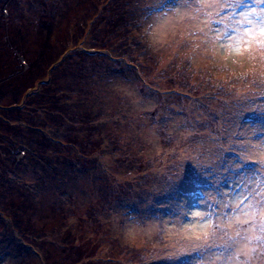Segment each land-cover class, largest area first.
Returning <instances> with one entry per match:
<instances>
[{"label": "rangeland", "instance_id": "1", "mask_svg": "<svg viewBox=\"0 0 264 264\" xmlns=\"http://www.w3.org/2000/svg\"><path fill=\"white\" fill-rule=\"evenodd\" d=\"M185 11L183 0H0V264H173L201 201L219 213L218 247L193 264H241L216 259L220 237L247 227L227 226L236 177L223 162L259 156L264 96L238 78L251 64L222 70V53L194 50L199 33L182 42L206 18ZM18 84L42 110L18 105Z\"/></svg>", "mask_w": 264, "mask_h": 264}, {"label": "snow or ice", "instance_id": "2", "mask_svg": "<svg viewBox=\"0 0 264 264\" xmlns=\"http://www.w3.org/2000/svg\"><path fill=\"white\" fill-rule=\"evenodd\" d=\"M167 7L166 3H161L158 10L163 11ZM183 8L187 11L181 19L196 21L200 13H204L206 18L186 33L182 42L187 44L199 33L201 41L195 44L194 50L203 46L205 49L211 48L214 56L222 53V70L228 68L229 61L241 67L245 63L251 64L249 71L240 73L238 78H251L253 88L264 96V0H183ZM242 99L252 102L249 96ZM252 111L254 115L255 110ZM258 151L260 154L254 161L245 154L238 161L223 162L228 164L236 177L233 181L234 206H230L231 202L220 206L230 208V212L225 214L227 226L232 227L235 221L247 227L227 239L220 237L223 252L216 259L229 254V260L239 257L241 264H249L253 253L257 259L264 257V145L258 146ZM181 179L183 177L179 174L173 177L174 181ZM201 203L206 204L208 211L192 212L193 217L200 218L199 225L192 224L184 230L187 233L185 238L190 243L185 249L170 255L173 264H193L196 258H203L218 247L219 213L212 204L206 201ZM214 215L216 222L212 220ZM257 230L261 235L251 234ZM250 241H256L257 246L249 248L246 242Z\"/></svg>", "mask_w": 264, "mask_h": 264}, {"label": "trees", "instance_id": "3", "mask_svg": "<svg viewBox=\"0 0 264 264\" xmlns=\"http://www.w3.org/2000/svg\"><path fill=\"white\" fill-rule=\"evenodd\" d=\"M41 16L42 15H44V14H40ZM11 19H10V23H9V25H10V28H9V31H10V38H11V42H13V45L14 46H16V42H15V35L13 34V29H14V27H15V20H16V8L14 7L13 9H12V14H11ZM49 24V26L51 25V27H52V21H51V19H49V18H43V20H42V26H43V24ZM11 27H12V29H11ZM50 41V40H49ZM16 49L17 50H19L20 51V49H19V47H17L16 46ZM26 55H27V53H26ZM63 55L61 54L60 55V58H59V56L58 57H56V59H54V61H55V65H57L58 66V64H59V62L61 63L62 61H63ZM59 58V59H58ZM43 82V86H42V83ZM45 82V83H44ZM46 86V81H45V78L42 80V79H40L39 80V83H37V91H40L43 87H45ZM42 87V88H41ZM14 89H18V91L20 92V90H21V95L19 96V93H18V97H19V99L17 100V103H19L18 105L21 107V108H23L24 107V104H26V103H28V106H26V107H30V106H34V105H37L36 104V101H34V100H32L31 101V99L33 98V97H36L37 98V96H35L36 94V92L35 91H33L34 90V88H32V87H29L28 89H27V87H25V88H22V85H20V84H18L17 85V87L15 86V88ZM22 89H23V91H22ZM26 89H27V92H26ZM36 89V88H35ZM38 99H40V98H38ZM35 107V106H34ZM42 107H44V106H39V105H37V109H40V110H42ZM12 177V175L10 176V178Z\"/></svg>", "mask_w": 264, "mask_h": 264}]
</instances>
